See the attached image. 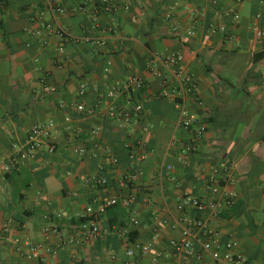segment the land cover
<instances>
[{
	"label": "crops",
	"instance_id": "1",
	"mask_svg": "<svg viewBox=\"0 0 264 264\" xmlns=\"http://www.w3.org/2000/svg\"><path fill=\"white\" fill-rule=\"evenodd\" d=\"M115 2L107 12L91 0H0V264H215L200 244L194 252L202 259L171 245L195 217L223 244L234 243L247 264H264V0ZM173 51L197 84L188 109L206 127L198 141L178 126L174 100L160 96L161 79L148 68L152 55ZM161 70L174 87L173 70ZM132 76L143 77L145 89L129 100L124 84ZM76 103L84 113L73 110ZM109 106L131 112L129 122L111 118ZM51 121L56 154L13 168V146ZM126 144L147 158H131ZM162 165L172 169L160 178ZM224 166L232 167L233 184L223 181ZM214 174L238 193L236 203L216 214L182 207L186 196L211 200L205 179ZM89 175L107 183L87 184ZM108 198L118 203L93 217L101 232L86 239L87 208ZM27 244L39 247L32 259L17 250L28 252Z\"/></svg>",
	"mask_w": 264,
	"mask_h": 264
},
{
	"label": "built area",
	"instance_id": "2",
	"mask_svg": "<svg viewBox=\"0 0 264 264\" xmlns=\"http://www.w3.org/2000/svg\"><path fill=\"white\" fill-rule=\"evenodd\" d=\"M99 5V8L112 12L117 9L116 2L114 0H91ZM241 2V0H237ZM125 9H129V6H125ZM55 11L59 14H65L66 10L58 6ZM168 20L171 22L172 30L177 31V24L175 21L174 13H171L167 16ZM235 19H239V15H235ZM94 21H97V16H94ZM51 26H48L50 29ZM223 29V28H222ZM39 33V32H38ZM58 35L61 37H66L68 34L59 29L57 31ZM189 35H194L193 30L188 31ZM258 35L261 36L262 33L258 32ZM93 43L102 44L100 41H94ZM60 51H63V48H60ZM183 62V56L179 51H173L166 54H156L152 55L148 61V68L155 76L161 79V83L163 85V89L160 92L161 97H169L174 100L175 108L179 112V120L178 126L184 129H192L194 132L195 141L200 140L201 136L205 133L206 127L200 121L199 115L191 112L188 109V99L191 96H194L197 92V84L193 78V76L187 72H185L181 67V63ZM171 68L174 72V76L176 79V85L172 88H169V81L163 75L161 68ZM262 87L264 88V81L262 83ZM124 89L129 94V100L132 98V94L141 92L145 89V81L141 76H132L130 77L124 84ZM86 93V85L81 84L79 88V96H83ZM130 102V101H128ZM73 110L77 113H84L86 108L82 103L73 104ZM109 115L111 118H120L124 122H129L131 118V112L118 109L115 106H109ZM142 109L140 106L134 107L135 115L141 114ZM123 125V124H122ZM55 130V123L53 121L44 124V125H35L29 131L25 141L21 145L13 146V156L11 159V165L13 168H17L21 162L28 160L30 158L35 157L37 154H47L49 156H53L57 152V145L53 139V132ZM147 130V127L144 128ZM94 136H98L100 134L99 130L95 129L92 131ZM125 147L129 150L130 157L133 159L139 158L140 160H145L147 158V154H138V147L132 146L130 144H126ZM195 149L194 145L188 147L185 152L192 151ZM79 154H84V149L78 150ZM118 161L116 158H112V164H117ZM226 169V177L223 181L233 184L235 182L232 176V167L224 166ZM172 166L170 165H162L158 171V176L160 178L163 177V174L166 172H170ZM141 173V172H140ZM136 178V176H134ZM97 181L99 185H105L107 183V179L105 177L97 178L96 176H87L85 178V182L90 184L91 182ZM205 185L207 189L211 192V200L209 201H201L198 198L192 197H184L182 198V207L185 205L192 206L197 212L202 213L206 210L210 211L212 214H216L221 212L224 208L233 206L237 199L238 193L235 190L227 189L222 186L221 179L216 178V175H212L205 179ZM135 196H130L128 199L124 200V205L128 208L131 206L132 202L135 201ZM118 203L116 198H108L105 199L99 207L95 210L92 207H88L86 213L90 216L88 220H86L82 226L81 230L85 235V238L90 240L96 238L100 234V228L93 217L103 215L106 210L112 206H115ZM187 226L183 228L182 237L180 241H172L171 245L176 248V250L182 252L185 256L195 255L198 259H202L201 253H195L194 247L196 244H200L202 249L205 251L211 250V256L215 261V264H247V258L240 253H233V248L235 247L234 243H225L223 244L221 237L218 232L213 230L210 225L200 218H193L189 220H185ZM131 223L133 225H138L139 221L136 217L131 219ZM58 233L56 228H47L46 230ZM204 238L207 240L205 241ZM28 252H24L21 247L17 250L23 254L24 257L28 259H32L36 256L39 247L33 244H27ZM222 247L226 250L225 252H221ZM150 247L148 245L141 246V251L143 253L148 252ZM55 252V250H52ZM134 250L130 249L128 251V255H133Z\"/></svg>",
	"mask_w": 264,
	"mask_h": 264
}]
</instances>
